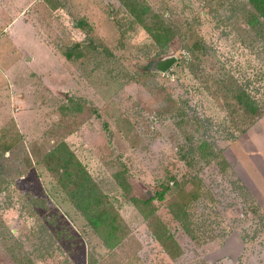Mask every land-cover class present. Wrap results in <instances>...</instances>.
Wrapping results in <instances>:
<instances>
[{"label": "rangeland", "instance_id": "obj_1", "mask_svg": "<svg viewBox=\"0 0 264 264\" xmlns=\"http://www.w3.org/2000/svg\"><path fill=\"white\" fill-rule=\"evenodd\" d=\"M139 1L166 46L120 0H0V264H264V114L241 131L234 98L264 101V27L246 0Z\"/></svg>", "mask_w": 264, "mask_h": 264}, {"label": "trees", "instance_id": "obj_2", "mask_svg": "<svg viewBox=\"0 0 264 264\" xmlns=\"http://www.w3.org/2000/svg\"><path fill=\"white\" fill-rule=\"evenodd\" d=\"M121 3L126 6L131 14H133L136 18V20L140 23H143V25L147 28V30L155 36L156 40L162 41V45L166 46L168 42H170L173 39V35H175V30L171 28V24H166L165 25V20L162 23L157 19L156 15H153L152 17H149V22H147V15L149 13V7L146 6V4H141L139 0H120ZM248 5L251 7V10L248 11L249 18H248V23L250 26H254L255 24H259L261 27H264V0H246ZM146 15V17H145ZM261 19V20H260ZM199 49V43L198 41H193V43L189 46V50L191 54H195L196 51ZM65 55L70 57L72 55L71 51L65 52ZM196 55H194L195 57ZM234 98L236 102L243 108V111L245 113V118H246V126L241 130L245 131L247 126L252 125L255 123V121L260 118L264 114V101L263 103H259L257 99L254 97L250 96L247 93L244 92H237L234 94ZM230 138H233V134H229ZM202 145L205 144L204 141L201 142ZM201 145V144H200ZM199 145V146H200ZM201 145V146H202ZM67 157V155H66ZM71 158V157H70ZM72 159V158H71ZM69 159H62V167L63 173L65 174V177H69L71 174L68 170V166L65 163L68 162ZM74 176V173H72V177ZM84 185V184H83ZM82 185L76 184L75 190L71 193L73 198H75L77 195H81L82 198L87 199L89 194L91 193L92 189L89 188L86 190V187L81 188ZM168 190V186H165L161 189L156 190L155 194L153 196H147L146 199L144 200V204H149L153 199L156 197L158 199H163L164 194ZM93 192V191H92ZM84 194V195H83ZM105 215L104 212H95V214L92 215H87V219L93 224L92 226L95 227H100V222L104 221L105 218H102ZM107 219V218H106ZM108 226V225H107ZM109 229V234L113 235L114 232H112V229H116V227L112 224L108 226ZM112 232V233H111Z\"/></svg>", "mask_w": 264, "mask_h": 264}, {"label": "crops", "instance_id": "obj_3", "mask_svg": "<svg viewBox=\"0 0 264 264\" xmlns=\"http://www.w3.org/2000/svg\"><path fill=\"white\" fill-rule=\"evenodd\" d=\"M18 21H19V20L15 18V19L11 22V24H10L9 27H12L11 25H13L14 23H16V22H18ZM22 25H24V24H22ZM9 30H10V28H8V30H6V31L9 32ZM34 39H35V38H34ZM35 40L38 41L37 39H35ZM38 43L42 44L40 41H38ZM20 54H21V52H20ZM20 54H19V56L16 54L17 57H18L17 61L20 62V63L17 62V65H21V67H24V66L28 65L29 62H31L32 57H31V56H28L27 54H25V55L23 54L22 57H21ZM26 60H27V61H26ZM28 61H29V62H28ZM26 76H27V75H26ZM24 83L30 85V83H29L27 80H25ZM16 93H17V96H19V98L16 99V100L18 101V102H17L18 105H13L14 107H11V109H10V111H8V113H10V112H12V114H16V113H18V112H19V107H18V106H20V109L26 107V104H27V103H26L27 97H26V95H25V92H24V95L22 94V96H20V93H19L18 91H17ZM15 96H16V95H15ZM17 96H16V97H17Z\"/></svg>", "mask_w": 264, "mask_h": 264}, {"label": "water", "instance_id": "obj_4", "mask_svg": "<svg viewBox=\"0 0 264 264\" xmlns=\"http://www.w3.org/2000/svg\"><path fill=\"white\" fill-rule=\"evenodd\" d=\"M177 58L174 55L155 60L151 63V68L160 72H166L175 62Z\"/></svg>", "mask_w": 264, "mask_h": 264}]
</instances>
